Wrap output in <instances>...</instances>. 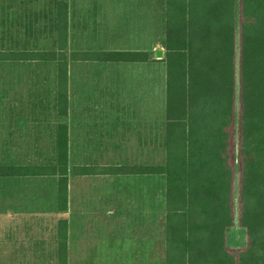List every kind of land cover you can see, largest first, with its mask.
Wrapping results in <instances>:
<instances>
[{
	"label": "crops",
	"instance_id": "1",
	"mask_svg": "<svg viewBox=\"0 0 264 264\" xmlns=\"http://www.w3.org/2000/svg\"><path fill=\"white\" fill-rule=\"evenodd\" d=\"M165 7L166 0H0V64L9 66L0 80L25 79L36 93L40 79L54 87V150L59 123L68 150L64 197L58 175L36 173L55 162V151L40 154L36 142L30 158L0 161L24 168L0 174V264L166 263V179L145 171L152 164L151 40L157 31L165 38ZM59 38L67 60L63 115L56 64L33 58L59 50ZM45 39L51 48L41 46ZM79 52L119 55L89 60ZM32 116L39 125L37 110ZM6 145L7 138L5 151L18 148Z\"/></svg>",
	"mask_w": 264,
	"mask_h": 264
},
{
	"label": "trees",
	"instance_id": "2",
	"mask_svg": "<svg viewBox=\"0 0 264 264\" xmlns=\"http://www.w3.org/2000/svg\"><path fill=\"white\" fill-rule=\"evenodd\" d=\"M165 10V159L145 167L166 179L165 264H264V0H166ZM62 41L33 56L56 64L59 115L67 109ZM56 134L55 162L36 173L58 175L64 197L62 123ZM22 169L0 165V174ZM235 225L242 246L227 243Z\"/></svg>",
	"mask_w": 264,
	"mask_h": 264
},
{
	"label": "rangeland",
	"instance_id": "3",
	"mask_svg": "<svg viewBox=\"0 0 264 264\" xmlns=\"http://www.w3.org/2000/svg\"><path fill=\"white\" fill-rule=\"evenodd\" d=\"M20 34V33H19ZM21 35V34H20ZM158 38L151 40V112H152V150H151V163L160 164L165 159V98H166V74L167 66L164 60L165 47L163 44L164 32L157 31ZM15 40H12V43ZM43 47L51 48L52 40H40ZM158 50L163 51V56H156ZM9 69L5 64H0V76ZM9 73L14 71L7 70ZM41 74V68H39ZM26 70H19V74L27 77ZM9 80V79H8ZM25 79L20 80L18 84L14 82L5 83L0 80V161L3 162L6 158L17 157L18 159L30 158L34 154L36 142H38L41 149L40 154L44 153L47 157L54 154L55 147V134L53 133L52 126L56 123L57 118L48 113L51 108L49 99L53 98L54 87L48 86L42 79L38 82V90L31 86L26 85ZM53 86V85H52ZM32 94V96H31ZM36 94L38 96H36ZM31 96V97H30ZM38 97V103L35 102ZM36 106V107H35ZM35 110L39 113V122L36 126L33 114ZM54 112V111H53ZM19 116V119H17ZM7 138V148L18 145L16 150L5 151V143ZM37 138V139H36ZM44 158L40 155V160ZM246 234L245 231L238 225H235L228 232L227 243L230 246H242L245 244Z\"/></svg>",
	"mask_w": 264,
	"mask_h": 264
},
{
	"label": "water",
	"instance_id": "4",
	"mask_svg": "<svg viewBox=\"0 0 264 264\" xmlns=\"http://www.w3.org/2000/svg\"><path fill=\"white\" fill-rule=\"evenodd\" d=\"M156 56H158V57H162V56H163V51H162V50H158V51L156 52Z\"/></svg>",
	"mask_w": 264,
	"mask_h": 264
}]
</instances>
